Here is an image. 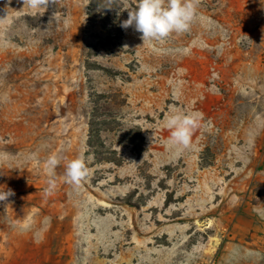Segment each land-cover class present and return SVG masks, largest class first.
Returning <instances> with one entry per match:
<instances>
[{"label":"rangeland","instance_id":"obj_1","mask_svg":"<svg viewBox=\"0 0 264 264\" xmlns=\"http://www.w3.org/2000/svg\"><path fill=\"white\" fill-rule=\"evenodd\" d=\"M137 4L0 0V264H264V0L145 43ZM173 110L202 114L179 152Z\"/></svg>","mask_w":264,"mask_h":264},{"label":"clouds","instance_id":"obj_2","mask_svg":"<svg viewBox=\"0 0 264 264\" xmlns=\"http://www.w3.org/2000/svg\"><path fill=\"white\" fill-rule=\"evenodd\" d=\"M58 0H23L24 6L43 15L50 4H57ZM200 0H138L137 6L128 10V18L121 23V27L127 29L134 27L141 33L143 43L149 41L166 40L173 33L183 34L191 30L192 24L198 19ZM58 18L57 11L52 19ZM51 23V21H50ZM202 114L182 113L173 110L165 117L164 126L170 131L169 145L177 152L188 149L191 146L193 129L198 126ZM7 154H0V159H6ZM35 158V154L33 157ZM61 164V158L57 154H51L44 162V170L50 177V187L55 186L56 168ZM90 170L83 156H77L67 162L64 172V180L67 184L79 188L88 180ZM14 193L9 189L0 192V201H6Z\"/></svg>","mask_w":264,"mask_h":264}]
</instances>
